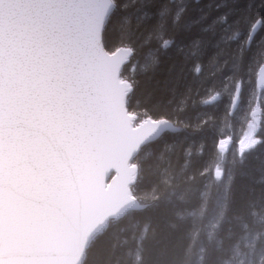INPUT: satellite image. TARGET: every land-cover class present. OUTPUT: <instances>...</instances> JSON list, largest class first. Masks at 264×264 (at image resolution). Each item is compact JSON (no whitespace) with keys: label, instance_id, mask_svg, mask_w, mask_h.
<instances>
[{"label":"snow or ice","instance_id":"6c2138e0","mask_svg":"<svg viewBox=\"0 0 264 264\" xmlns=\"http://www.w3.org/2000/svg\"><path fill=\"white\" fill-rule=\"evenodd\" d=\"M252 7L242 33L227 14L186 20V0H0V264H264V0ZM245 83L252 135L199 171L195 97L235 108Z\"/></svg>","mask_w":264,"mask_h":264},{"label":"trees","instance_id":"16d2710c","mask_svg":"<svg viewBox=\"0 0 264 264\" xmlns=\"http://www.w3.org/2000/svg\"><path fill=\"white\" fill-rule=\"evenodd\" d=\"M165 2V0H157V6L160 3ZM179 2V0H177ZM256 0H199L196 3L195 0H186L187 11L185 13V19L196 18L200 15H206L207 19L204 21V25L212 23L214 19L223 14L228 15V25H232L234 28L238 27L242 33L247 32L248 17L253 14L256 9L252 5ZM219 5V7H217ZM155 11V8L152 9ZM154 22V21H152ZM227 25L218 26L216 29V36L212 38V43L214 44L223 35V27ZM200 25L192 29L191 35H200ZM210 35V34H209ZM264 36V31L258 30L256 34L257 41ZM260 37V38H259ZM179 41V37H178ZM184 43L187 44L188 40L185 39ZM221 47L227 48L229 51L235 50L237 47L236 42L229 41L227 44H222ZM255 49V42L252 45ZM149 49L143 48L137 51L136 56L132 58V64H126V74L131 71L139 69H134L133 65L136 64L138 60L140 65L143 66L147 60V54ZM215 49L208 45L206 47V54L203 57L204 63V78H209L208 82L211 84L210 74L215 71V67L209 65L208 58L213 55ZM164 67L175 62H180L181 58L177 55L176 50L173 48L166 55H163ZM223 62L221 58L220 63ZM191 65H189L190 67ZM179 71V68H178ZM187 74V68L185 69ZM192 83V76L187 75L186 80H181L178 91L183 92L186 84ZM217 87L219 84L217 83ZM251 93V86L245 83L244 92L242 96V103H238L236 110L230 114V106L228 104V99L226 96L218 97L217 100L204 103L210 96L215 94V91L206 90L204 88L200 89V95L196 96L197 108L192 110L190 108V114L195 119L196 115L199 114L201 119L209 120L207 125L206 134L203 137H198L196 142L192 146V151L194 153L195 167L199 171H207L208 169L215 166L216 154L219 152L221 155H225L227 160H231L236 154L235 141L240 137V135L245 134L248 130L247 124L250 117L248 100ZM254 106V105H253ZM261 116V113H260ZM259 132V130L257 131ZM180 135H183L181 133ZM230 138V142H226L224 139ZM201 144L204 145L202 155H195L199 152ZM218 145V147H217ZM174 163H176L174 158ZM183 164V160H180L177 164Z\"/></svg>","mask_w":264,"mask_h":264},{"label":"rangeland","instance_id":"374dc122","mask_svg":"<svg viewBox=\"0 0 264 264\" xmlns=\"http://www.w3.org/2000/svg\"><path fill=\"white\" fill-rule=\"evenodd\" d=\"M260 37H261V35H260ZM260 37H259V38H260ZM209 98H210V97H209ZM207 100H208V99H207ZM246 133H247L248 135L250 134L249 129L247 130ZM246 133L240 135V137H243L242 140L247 142V140H248V135H246ZM245 138H246V139H245ZM224 140H226V138H225ZM246 142H245V143H246ZM228 143H229V142H228ZM214 169H215V166H214L213 169H212L213 173H214Z\"/></svg>","mask_w":264,"mask_h":264},{"label":"bare ground","instance_id":"6f19581e","mask_svg":"<svg viewBox=\"0 0 264 264\" xmlns=\"http://www.w3.org/2000/svg\"><path fill=\"white\" fill-rule=\"evenodd\" d=\"M215 95V94H214ZM213 96V95H212ZM212 96H210V98L212 97ZM210 98H208V100L210 99ZM218 99V98H217ZM208 100H206V101H208ZM210 102H213V101H209V102H207V103H210ZM238 105V104H237ZM236 108H237V106H236ZM236 108L233 110V111H231V107H230V114H232L235 110H236ZM246 139V138H245ZM238 140V139H237ZM226 142H230L231 140H230V138H226V140H225ZM235 145V144H234Z\"/></svg>","mask_w":264,"mask_h":264},{"label":"flooded vegetation","instance_id":"af4514ba","mask_svg":"<svg viewBox=\"0 0 264 264\" xmlns=\"http://www.w3.org/2000/svg\"><path fill=\"white\" fill-rule=\"evenodd\" d=\"M256 40H257V39H256ZM257 119L260 120V119H261V116H257ZM258 130H259V129H258ZM258 130H257V131H258ZM242 138H243V137H239L238 140L235 141V146H236V148L238 147V145H239L238 143L242 140ZM244 142H246V141H244ZM246 143H247V142H246Z\"/></svg>","mask_w":264,"mask_h":264},{"label":"water","instance_id":"95a60500","mask_svg":"<svg viewBox=\"0 0 264 264\" xmlns=\"http://www.w3.org/2000/svg\"><path fill=\"white\" fill-rule=\"evenodd\" d=\"M125 63H127V61H126ZM209 101H212L211 98H210L207 102H209ZM235 108H236V107H235ZM235 108H231V111H233ZM257 114H259V109L257 110ZM113 174H114V173H113ZM103 179L107 180L109 183L111 182V181L108 179V177H104Z\"/></svg>","mask_w":264,"mask_h":264}]
</instances>
